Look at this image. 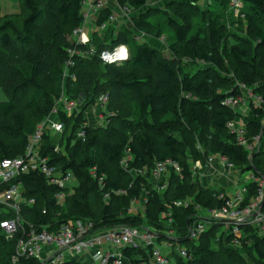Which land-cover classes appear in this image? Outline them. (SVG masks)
Segmentation results:
<instances>
[{
  "label": "trees",
  "instance_id": "trees-1",
  "mask_svg": "<svg viewBox=\"0 0 264 264\" xmlns=\"http://www.w3.org/2000/svg\"><path fill=\"white\" fill-rule=\"evenodd\" d=\"M160 1L165 2V8L149 6ZM83 2L19 0L16 14L4 15L0 10V89L7 97L0 103V161L24 154L29 136L50 114L61 92L68 99L85 97V106L107 95L105 110L113 114L107 125L84 129V141L75 136L82 117L59 114L64 127L60 140L71 141L62 145L64 155L54 153L45 133L41 154L49 158L50 165H60L69 172L77 186L61 203L62 199L54 198L61 190L49 185L42 175L23 176L19 180L23 197L35 202L20 210L24 227L54 231L69 221L90 220L100 229L125 225L157 232L167 221L166 212L171 211L176 242L188 252L186 259L174 255L175 264H264V237L251 229H242L239 250L218 237L220 224L211 226L196 241L186 238L196 206L208 209L222 205L216 198L220 190L203 188L193 181L192 161L205 164L209 156L220 154L240 172H253L254 178L264 180V95L252 86L254 74L264 68V56L255 52L264 53V23L258 22L264 0H240L242 7L233 21L238 32L254 40L257 65L246 62L249 54L241 47L245 42L234 36L233 40L223 25L231 0L205 1L208 7L203 12L209 18L206 30L217 39L208 43H203L206 35L199 33L205 27H197L195 21L198 0H117L119 6L128 7L134 14L132 31L144 33L150 38L148 43L136 42L126 28H121L113 40L110 34L95 37L96 53L123 44L129 50L128 61L103 66L97 55L75 59L71 69L75 82H63L67 51L78 47L71 33L83 23ZM109 13H102L96 24ZM153 16L159 19L151 21ZM166 31L171 33L170 45H158L161 37L167 42ZM230 39L234 45L228 43ZM220 45L226 47L224 56L231 59L233 71L226 69L219 55ZM188 67L196 68L191 75L187 74ZM224 72L238 81L222 76ZM238 84L252 87L255 97L260 95L256 105L247 104L249 113L244 118L237 114L239 106L223 105L228 98L243 97ZM229 123L243 127L249 141L261 134L251 159L236 144V135L227 128ZM125 149L130 150L129 169L142 171V176L134 177L120 166ZM166 160L177 164L179 174L170 170L166 187L158 190L149 179L150 171L155 163ZM118 192L124 194L116 195ZM256 193V184L250 183L244 203ZM140 197L147 199L143 215L131 214L130 201ZM176 201H185L188 206L175 208ZM11 217L10 213L0 214V221ZM159 232L158 240H164ZM16 240L17 236L8 238L0 230V264H39L15 257ZM122 252L132 261L142 255L140 250Z\"/></svg>",
  "mask_w": 264,
  "mask_h": 264
},
{
  "label": "built area",
  "instance_id": "built-area-1",
  "mask_svg": "<svg viewBox=\"0 0 264 264\" xmlns=\"http://www.w3.org/2000/svg\"><path fill=\"white\" fill-rule=\"evenodd\" d=\"M84 5H87L89 10L82 12L83 23L71 33V39L78 47L67 51V59L62 72L63 82H75L76 76L71 71L75 59H85L97 55L103 66H119L128 61L129 50L123 44L114 45L96 53L93 47L95 37L104 38L110 34L113 40L121 28H126L131 30L136 42L146 43L150 39L142 32L134 33L132 31L131 18L134 14L128 7L119 6L117 0H109V5H106L104 0H84ZM153 5L150 4L149 6ZM229 7L230 10L237 8L235 12L238 14L242 4L240 0H231ZM105 11L110 13L101 24L97 25L98 17ZM89 12L92 13L93 24L90 25L89 32H87L85 21ZM95 28L100 33L94 31ZM161 42L164 45V37L159 39L158 45L162 44ZM107 43L111 44V42ZM105 57L110 59H105ZM239 88L242 91H250L244 85H240ZM242 98H228L223 102V105L235 108V106H240ZM255 98V104L260 102V100L257 101L259 97ZM84 99L83 96L68 99L62 92L50 114L29 136L24 154L0 161V214L10 213L12 216L10 219L0 221V230L8 238L17 236L15 257L23 258L26 261L35 260L39 264H170L171 257L174 259V255L182 259L188 258L187 249L178 245L175 237L172 236L174 230L170 229L173 222L171 211L165 214L167 234H162L165 239L161 241L158 240L157 232L146 227L136 228L123 225L100 229L90 220L69 221L59 225L54 231H48L46 227L34 228L32 225L24 227L20 210L23 206L30 207L35 202L32 198L23 197L19 182L23 176L30 173L42 175L49 185H54L61 190L54 194L56 200H61L67 194L72 193L71 190H65V182L72 180L71 174L64 172L60 165H50L49 158L41 154L42 138L46 132L50 131L56 135L63 133L64 127L59 120V114L62 113L67 118L71 116L82 117L80 126L75 132L76 140L79 141H84V129L103 127L108 124L109 118L113 116L112 113L105 110L108 102L107 95L99 96L93 107L85 106L83 104ZM91 110L95 114L93 124L87 120V114L91 113ZM227 128L236 135V144L243 148L248 159H251V155L257 152L259 148L260 137H255L249 141L243 127L229 123ZM53 151L57 152L58 150L54 147ZM124 153L125 156L120 162V166L124 171L134 173L135 170L129 169L130 150L125 149ZM213 162L228 171L236 169L226 157L220 154L209 156L205 164L202 165L208 167ZM190 169L192 174L198 176V173L201 172L200 161H192ZM170 170L179 174L177 164L172 161L166 160L154 164L150 171V178L156 189L163 190L166 187ZM136 172L138 176L142 174V171ZM93 173L94 171L91 174L93 175ZM257 180H260L257 183V193L248 203H244L243 196L247 193V184L243 183L238 185L237 191L231 197L222 192L219 193L216 198L222 201V205L218 208L204 209L196 206V214L187 227L186 238L189 241H196L211 226L216 224H220L222 227L218 237L228 240V246L233 249L240 247L242 229L244 228L253 230V233L258 237H264V180ZM107 198L108 196L104 197L105 201L108 200ZM243 203L245 205H242ZM146 204L147 199L144 197L132 199L130 201L131 214L140 213L139 211H143ZM173 206L186 208L188 204L185 201H176ZM199 209L205 211L206 217L199 215ZM162 241L164 242L160 245ZM125 249L140 250L142 255L136 257V261H132L123 254L122 250ZM66 253L67 256H65ZM168 253L171 256H168Z\"/></svg>",
  "mask_w": 264,
  "mask_h": 264
},
{
  "label": "rangeland",
  "instance_id": "rangeland-1",
  "mask_svg": "<svg viewBox=\"0 0 264 264\" xmlns=\"http://www.w3.org/2000/svg\"><path fill=\"white\" fill-rule=\"evenodd\" d=\"M205 1L206 0H198V2L196 3V15L198 17H197V19L195 21H196L197 27H205V30L199 29V33H203V34L206 35L207 39H206V41H203V43H208V41L211 42L213 39H216V37L215 36L212 37V35H209V32L206 30L207 29L206 23H207V20L209 18L207 16V14L203 12L208 7L206 5ZM164 3H165L164 1H160V2L155 3L154 5L161 7V5L164 6ZM19 6H20L19 0H0V10H1L2 14H4V15L16 14L19 11ZM86 8L87 7L82 6L83 11L86 10ZM161 8H165V6L161 7ZM235 9H237V8H234L233 10H230V12L226 16V22L223 25L228 29V32L230 33L231 37H233V36L237 37L238 39H241L242 41L245 42L244 46L242 45L241 47L243 48L244 51H246L249 54L246 62L249 65H257L258 61H259V58H257L254 53L256 52V53H258V54H260L262 56H264V53H262L260 51H255L254 52L253 49H254V44L255 43H254V40L252 39V37L247 35L245 32L240 33V32H238L236 30V27L233 24L234 19H236V17H237V12H235ZM169 12L171 13V11H169ZM230 13L232 14V16L230 15ZM155 18H156V20L159 19L157 16H153L150 19H151V21L152 20L154 21ZM258 22L259 23L260 22L264 23V12L259 17ZM94 31L100 33L98 31V29H96V28L94 29ZM165 36L167 37V42L164 43V46L167 47V45H170V43H171L170 40H169L170 39L169 37H171V33L169 31H166ZM234 37L232 38L233 40L235 39ZM233 40L230 39V41L228 43L234 45L235 42ZM216 41H217V39H216ZM161 43L162 44H160V45H163V42H161ZM229 44H228V46H229ZM225 48L226 47L221 46V45L218 46V49L220 50L219 55L223 59V62H224V65H225L226 69H228L229 71H233L235 66L231 63V59H229L228 56H224L225 55V53H224ZM263 60H264V58H263ZM206 67H210L211 68L212 66H206ZM195 69L196 68L188 67V70H186L187 74L191 75ZM213 69H215V68H213ZM260 69H262V70H260V73H255L254 76H253V81L254 82L252 83V86L254 87V89H256L258 91L257 93L260 92L261 93L260 95H264V68L260 67ZM224 73H227V72H224ZM224 73L221 74V75L226 77V78L235 79V80L238 81V79H236V77L234 75H232L230 73H227V74H224ZM144 74H146V73H144V72L141 73V75H144ZM151 74H153V72H151ZM240 85H243V84H238V86H240ZM249 89H250V91H247V90L241 91V92H243L242 96L244 98H242V102H241L240 106L236 108L237 114L239 115V118L240 117L244 118V117H246L248 115V113H249V105H247L248 103H250V105H253V104L256 105L255 102H254L256 98L254 97L255 94H253V92H252V87L249 88ZM61 93H60V95H61ZM260 95H258V96L260 97ZM258 100H260V99L257 98V101ZM6 101H7V97L5 96L4 92L0 89V103L6 102ZM83 104L84 105L86 104V99H84ZM90 106L93 107V104H91ZM237 124L240 125V123H237ZM67 140H70V139L69 138L65 139V140L63 139V141L60 140V139H57V141L55 143L54 142L52 143L53 147H56V149L58 150L57 152L59 154H61V155H64V147L62 145H65ZM57 152H54V153H57ZM211 164L209 166H211ZM204 169H205V167H203V165L201 164V171H204ZM232 171H234V173H238L239 174V178L241 179L242 183L247 184V186H249L250 183H255L256 186H257L258 185L257 183H259V181H260V180H257L256 178L253 177V172H243L242 173L238 169H234ZM136 175H138V174L135 171L133 176L136 177ZM141 176H142V174H141ZM195 176H197V175L192 174L193 181L198 184V182H197L198 180H197V178ZM149 179L151 180V178H149ZM73 180H74V178L72 180H70V182H65V189L66 190H71L73 188H76V186H77L76 180H74V181ZM237 180L238 179H236L235 181H237ZM214 189H216V188H214ZM217 191H219V190H217ZM219 192H223V190H220ZM225 195H227V194H225ZM144 198H146V197H144ZM243 198H244V196H243ZM63 201H64V199L61 200V203H63ZM242 205H245V204L243 203ZM139 212H140L139 214L143 215L142 214L143 211H139ZM198 213H199L200 216L206 217V213H205L204 210L199 209ZM163 224H164L163 225V229L162 230H158L157 232L160 231L159 233L165 235V234H167V232L165 230L167 228V226H166V223H163ZM170 229H172V228L170 227ZM154 231H155V229H154ZM172 234H173L172 236L176 237L175 230L173 231ZM163 242L164 241H162V243L160 242V245L163 244ZM238 250H239V248H238ZM114 251H115V249H114ZM67 255L68 254L66 253L65 256H67ZM170 264H175V261H174L173 257H171Z\"/></svg>",
  "mask_w": 264,
  "mask_h": 264
},
{
  "label": "crops",
  "instance_id": "crops-1",
  "mask_svg": "<svg viewBox=\"0 0 264 264\" xmlns=\"http://www.w3.org/2000/svg\"><path fill=\"white\" fill-rule=\"evenodd\" d=\"M105 4L109 5V0H104ZM158 5V4H157ZM86 10L82 12H88L89 8L87 5H84ZM159 8L163 7V5L158 6ZM92 13L89 12V16L87 17L85 21V30L89 32L88 28L90 25L93 24V17ZM92 113V110H91ZM87 114V120L91 124L94 123V113ZM46 134L50 137L51 143H55L57 139H60L59 137L61 135H56L50 131L46 132ZM248 176V175H247ZM197 182L198 185L203 188H209L214 190H223L224 194H227L228 197H231L236 191L239 184H243L241 179L239 178L238 173H234V171H228L223 168H221L216 162H213L211 166L205 167L204 171H201L198 173ZM238 179L237 181H235ZM222 192V193H223ZM168 256H171L170 253H168Z\"/></svg>",
  "mask_w": 264,
  "mask_h": 264
},
{
  "label": "clouds",
  "instance_id": "clouds-1",
  "mask_svg": "<svg viewBox=\"0 0 264 264\" xmlns=\"http://www.w3.org/2000/svg\"><path fill=\"white\" fill-rule=\"evenodd\" d=\"M105 59H110V58H108V57H105Z\"/></svg>",
  "mask_w": 264,
  "mask_h": 264
},
{
  "label": "water",
  "instance_id": "water-1",
  "mask_svg": "<svg viewBox=\"0 0 264 264\" xmlns=\"http://www.w3.org/2000/svg\"><path fill=\"white\" fill-rule=\"evenodd\" d=\"M259 137H261V134L259 135Z\"/></svg>",
  "mask_w": 264,
  "mask_h": 264
}]
</instances>
